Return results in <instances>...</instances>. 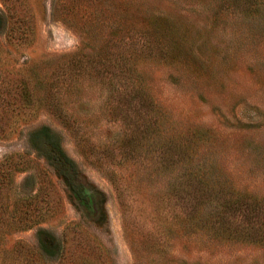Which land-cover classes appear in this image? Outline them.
I'll return each instance as SVG.
<instances>
[{
  "label": "rangeland",
  "instance_id": "rangeland-1",
  "mask_svg": "<svg viewBox=\"0 0 264 264\" xmlns=\"http://www.w3.org/2000/svg\"><path fill=\"white\" fill-rule=\"evenodd\" d=\"M0 264H264V0H0Z\"/></svg>",
  "mask_w": 264,
  "mask_h": 264
},
{
  "label": "trees",
  "instance_id": "trees-1",
  "mask_svg": "<svg viewBox=\"0 0 264 264\" xmlns=\"http://www.w3.org/2000/svg\"><path fill=\"white\" fill-rule=\"evenodd\" d=\"M52 151H53V153H55V155L52 154V152L50 150H48L46 152L43 151L42 154L45 155V157L47 158V161L54 160L55 167L57 168V170L60 174H63L64 176H68V174L70 173L69 168H72L70 166V164H72V163L69 162L68 158L64 157V154L60 151L59 148H56L54 146V144H52ZM74 190H75L77 196L79 197V199L82 198L81 191L77 190L75 186H74ZM40 232H41L40 235H42L41 240H40L41 249L46 254H48L50 256H54L56 254L57 250L59 249V246H60L59 240L55 236H50V234L46 230H43ZM43 235H45L47 237H44Z\"/></svg>",
  "mask_w": 264,
  "mask_h": 264
}]
</instances>
